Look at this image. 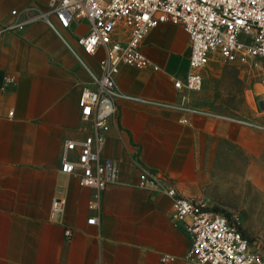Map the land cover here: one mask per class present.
<instances>
[{"label": "crops", "instance_id": "crops-1", "mask_svg": "<svg viewBox=\"0 0 264 264\" xmlns=\"http://www.w3.org/2000/svg\"><path fill=\"white\" fill-rule=\"evenodd\" d=\"M26 8L46 10L49 0H0V29L12 10ZM143 50L159 69L121 68V90L146 102H121L105 149L119 163L120 182L105 190L101 221L90 224L98 213L93 190L61 170L65 141L86 127L79 97L89 73L42 19L0 33V264H184L191 240L172 220V199L140 186L142 168L202 199L220 171L238 162L243 180L264 190V129L167 105L182 103L168 68L174 58L189 66L184 27L152 29ZM82 56L96 68L98 59ZM260 109L252 120L264 125ZM54 199L65 201L61 216Z\"/></svg>", "mask_w": 264, "mask_h": 264}, {"label": "built area", "instance_id": "built-area-1", "mask_svg": "<svg viewBox=\"0 0 264 264\" xmlns=\"http://www.w3.org/2000/svg\"><path fill=\"white\" fill-rule=\"evenodd\" d=\"M11 15L0 33L23 30L42 19L89 73L91 84L79 97L86 127L82 137L65 141L61 170L93 190L91 207L98 213L88 220L90 224L100 223L103 193L120 182L119 163L106 156L105 149L121 102H146L121 90V68L159 69L143 50L152 29L163 24L180 25L189 35L187 72L173 78L182 103L167 104L186 115L200 112L187 103L191 93L203 89L212 58L229 62L251 59L264 64V0H49L46 10L14 9ZM82 54L98 59L96 68L87 65ZM6 80L13 83L15 77L8 75ZM262 80L256 106L263 102L264 110V74ZM231 120L264 129L259 123ZM182 121L189 120L184 117ZM139 184L172 199V220L191 240L184 264H264V256L253 248L236 218L213 209L204 199L186 196L175 184L147 168L141 169ZM64 205L63 199H54L53 212L61 216ZM65 234L71 240L73 230L67 228ZM172 259L170 255L163 257L165 261Z\"/></svg>", "mask_w": 264, "mask_h": 264}, {"label": "rangeland", "instance_id": "rangeland-1", "mask_svg": "<svg viewBox=\"0 0 264 264\" xmlns=\"http://www.w3.org/2000/svg\"><path fill=\"white\" fill-rule=\"evenodd\" d=\"M187 69V62L179 58H174L168 68L178 77L184 76ZM263 74L264 64L259 61L212 58L205 71L203 89L191 93L192 106L230 119L254 122L252 117L261 112L256 102ZM242 175L238 162L232 169L221 170L220 181L207 185L202 199L213 209L236 218L253 248L264 256V190L244 181Z\"/></svg>", "mask_w": 264, "mask_h": 264}, {"label": "water", "instance_id": "water-1", "mask_svg": "<svg viewBox=\"0 0 264 264\" xmlns=\"http://www.w3.org/2000/svg\"><path fill=\"white\" fill-rule=\"evenodd\" d=\"M261 107H263V102L260 103Z\"/></svg>", "mask_w": 264, "mask_h": 264}]
</instances>
